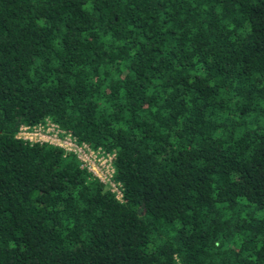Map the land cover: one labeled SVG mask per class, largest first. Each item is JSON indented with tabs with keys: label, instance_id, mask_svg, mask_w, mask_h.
<instances>
[{
	"label": "trees",
	"instance_id": "16d2710c",
	"mask_svg": "<svg viewBox=\"0 0 264 264\" xmlns=\"http://www.w3.org/2000/svg\"><path fill=\"white\" fill-rule=\"evenodd\" d=\"M0 264H264V0H0Z\"/></svg>",
	"mask_w": 264,
	"mask_h": 264
},
{
	"label": "built area",
	"instance_id": "2783aa9c",
	"mask_svg": "<svg viewBox=\"0 0 264 264\" xmlns=\"http://www.w3.org/2000/svg\"><path fill=\"white\" fill-rule=\"evenodd\" d=\"M17 138L30 143L51 144L64 149L66 154H76L82 168H86L95 177L108 184L117 198H123L122 185L115 180L114 162L117 156L115 151H107L103 147L93 148L51 119L35 125L21 126Z\"/></svg>",
	"mask_w": 264,
	"mask_h": 264
}]
</instances>
